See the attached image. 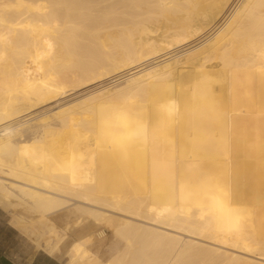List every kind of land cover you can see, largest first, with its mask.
I'll return each mask as SVG.
<instances>
[{
  "label": "bare ground",
  "instance_id": "bare-ground-1",
  "mask_svg": "<svg viewBox=\"0 0 264 264\" xmlns=\"http://www.w3.org/2000/svg\"><path fill=\"white\" fill-rule=\"evenodd\" d=\"M107 79L123 87L96 102ZM64 101L82 138L10 139ZM0 192L39 218L75 200L110 231L107 259L88 234L69 264H264V0H0Z\"/></svg>",
  "mask_w": 264,
  "mask_h": 264
},
{
  "label": "rangeland",
  "instance_id": "rangeland-1",
  "mask_svg": "<svg viewBox=\"0 0 264 264\" xmlns=\"http://www.w3.org/2000/svg\"><path fill=\"white\" fill-rule=\"evenodd\" d=\"M108 31H113V29H108ZM205 34L208 35L209 33L206 32ZM205 34H202L201 36H203V35L205 36ZM100 36L103 37V38L100 37V40L102 42H104V43L107 42L106 41V36H104L103 33H101ZM201 36L198 37L199 40H202ZM195 40L196 41H192L193 44L197 43V41H198L197 39H195ZM192 42L190 44H187V47L193 45ZM166 46L164 45L165 48H167ZM185 48L186 47H184V48H182V47L181 48H175L173 53L171 52V53H167L168 55L167 54H163V56L161 55L162 58L165 55H167V56H165L163 59L161 58V56L156 58L157 61L156 60L152 61V64L149 67L159 64L160 63L159 60H161V62H163V61L168 60V57L171 59L173 57L180 56L182 54H186V53L189 52V50H192L190 48H188L186 50H183ZM181 50H183V51H181ZM173 54H174V56H173ZM142 58H144V57H140L139 61ZM159 58H161V59H159ZM156 62H157V64H156ZM111 80H113V78ZM119 81H117V82L114 81L115 82L114 83V82L110 81V79H107V82L106 81L102 82L103 85H105L107 83L108 86L111 87L110 91H109L110 93H108L107 95L103 94V95H100V96L96 97L95 101L96 102H101L103 100H106V99H108V96H110L111 94L114 93L115 90L123 87L124 82H122L121 80H119ZM101 85H99V86H101ZM99 86L97 85V86H95L93 88H90V89L93 90V89H95L96 87H99ZM87 91H89V90H87ZM72 92L73 91H69L68 93L71 94ZM72 96H74V94L70 95L67 98H65V100H68ZM109 99H111V98H109ZM72 101H73V99H72ZM67 102H69V101H67ZM67 102L64 101L63 103H60V104H59V102L58 103L57 102L56 103L52 102V103H49V104H45L44 107H43V105H42V107L41 106L37 107L35 109V111L32 114H30V116H34L37 113H38L37 114L38 116L34 117L30 123H25L24 124V123L21 122V123L15 124L14 126L11 127L12 130H13L12 131L13 133L10 134V139L14 143H16L21 149L25 150V148H27L28 144H30V142L33 140L34 136L39 134L40 133L39 131H41L42 129H44L45 127H49V126L54 128V129H56V130L64 132L66 134V136L69 137V138H82L78 131H76V132L70 131L71 127H68L67 125H65V122H63V120L60 118V116L56 115L58 109L60 111L62 108H64V106L66 107L69 104V103L67 104ZM109 104H110V107H108V108L109 109H113L114 108L113 106H115V103L109 102ZM50 105L52 107H50ZM46 107H47V109H45ZM53 107H55V108H53ZM42 108L44 109V112H43ZM51 108H52V110H51ZM47 110H49V111H47ZM39 112L42 113V114H40ZM63 114L65 115V117H67V120L66 119L65 120L68 123H70L71 125H73L72 127L81 128L82 125L86 124V121L84 120V118H82L80 116H77L74 113L65 112ZM23 119H25V117H22V120ZM69 152H71V151H64L63 153L60 154V158H62L64 164H67V163H65V160H64L65 158L66 159H70L73 156ZM1 159H2V161L8 162V164H10V162L8 161L7 157H1ZM72 161H74L75 163H80L81 162L78 159H72ZM75 170L76 171H80V172H84L80 168H76ZM19 180L24 181L23 179H19ZM13 182H16V181H13ZM16 183H19V182H16ZM76 202L77 201H75V200H71V202L68 203L66 206H64L61 209H58V210L52 212L49 215V219L54 224V225H52L50 220H49V236L47 237L48 238L47 245H49V254L52 255V254L56 253L55 250H54V247L58 243L59 239L61 238V236L63 234L62 231H64L66 233L65 239H64V241L61 244L60 253L56 254L57 257H59L60 259H65L66 250H67V248L70 246V244L74 240H77L78 238L83 237V235L85 236V235H88V234L89 235H91V234L94 235V236L91 235V238H92L93 242H91V245H90L91 247L89 246L91 248L92 253H95L101 260L107 259V257L109 256L110 248H111V246L113 244L112 236H110L111 233L109 234L110 231L107 228H105V227H102L100 225L98 227V225H95L94 223H96V222L94 221V219H90L91 217H89V216L87 217L86 215L84 217H82L83 215L80 216L79 214H77L72 209V207L74 206L73 203L75 204ZM69 210H70V212H69ZM76 216L77 217L79 216L78 218L80 219L81 222L79 221L78 218H77L78 219V221H77ZM80 217H82V219ZM86 217H87V219H86ZM44 219L46 220L47 217L44 218ZM83 220H84V222H83ZM75 221H76V223H78V225L75 224ZM79 222H80V224H79ZM65 226L67 227V229H66ZM150 226H153V225H150ZM58 229H60V230H58ZM100 231L103 234H100ZM98 233H99V236H100V240L97 239L99 237L97 235ZM172 233H175L176 235H179V237H181L180 238V247L181 248H188V246H189L188 241L192 239L194 242L197 241V242H200V243H204L206 245H210V246H214V247L216 246L221 251H227V254L233 253V254H236V255H240V256H242L244 258L246 257V258L258 260V259L254 258L252 256H246L245 254H242V253H239V252H235V251L231 250L228 246L224 247V245H223V247H222L221 246L222 244H220L222 242V239L220 237L216 238V244L220 245L221 247H219L217 245H214V244H209L207 242H204L202 240L196 239L194 237H190V235L188 236V234H186V233L184 234L183 232L178 231V230H173ZM227 241H229V240H227ZM224 258L225 257L222 256V255L216 256L215 260H213L212 263H214L216 261V259H217V262H219L217 264H227L228 263V259L225 258V260H224ZM222 259H223V261H222ZM204 261H206V260H204ZM204 261L201 260V261H199L200 263L199 262L198 263L199 264H207V263H209L208 260H207V262H204ZM240 262L242 264L246 263L244 261H240Z\"/></svg>",
  "mask_w": 264,
  "mask_h": 264
},
{
  "label": "crops",
  "instance_id": "crops-1",
  "mask_svg": "<svg viewBox=\"0 0 264 264\" xmlns=\"http://www.w3.org/2000/svg\"><path fill=\"white\" fill-rule=\"evenodd\" d=\"M13 199L0 192V264H69L72 256L69 251L65 259L57 257L58 243L54 247L56 253L49 254L50 213L46 215L48 220L39 218L22 206L16 208Z\"/></svg>",
  "mask_w": 264,
  "mask_h": 264
}]
</instances>
